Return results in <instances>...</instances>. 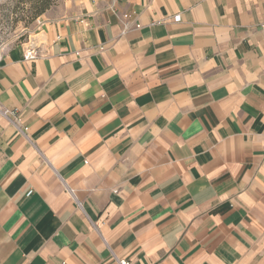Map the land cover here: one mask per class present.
<instances>
[{
	"label": "crops",
	"instance_id": "obj_1",
	"mask_svg": "<svg viewBox=\"0 0 264 264\" xmlns=\"http://www.w3.org/2000/svg\"><path fill=\"white\" fill-rule=\"evenodd\" d=\"M41 26L0 53V264H264V0Z\"/></svg>",
	"mask_w": 264,
	"mask_h": 264
},
{
	"label": "rangeland",
	"instance_id": "obj_2",
	"mask_svg": "<svg viewBox=\"0 0 264 264\" xmlns=\"http://www.w3.org/2000/svg\"><path fill=\"white\" fill-rule=\"evenodd\" d=\"M43 3V0H0V53L11 47L23 50L29 44L38 46L44 17L67 14L71 0H56L36 17Z\"/></svg>",
	"mask_w": 264,
	"mask_h": 264
},
{
	"label": "built area",
	"instance_id": "obj_3",
	"mask_svg": "<svg viewBox=\"0 0 264 264\" xmlns=\"http://www.w3.org/2000/svg\"><path fill=\"white\" fill-rule=\"evenodd\" d=\"M134 13L131 14H125L124 17L126 19H129L133 16ZM178 17V15H174L173 19H176ZM136 26L139 27V24H136ZM127 28V24H124L122 32L125 31V29ZM38 55V48L35 45L29 44L25 50H23V57L24 59H34L36 58ZM0 113L5 116L7 118V120L9 121V123L11 125H13V127H15V129L23 134L26 135V131H27V127H22L21 126V119L19 117V115L17 114L16 111L12 110V109H7V108H3L0 107ZM116 261L118 264H129V261L127 259H118L116 258Z\"/></svg>",
	"mask_w": 264,
	"mask_h": 264
},
{
	"label": "trees",
	"instance_id": "obj_4",
	"mask_svg": "<svg viewBox=\"0 0 264 264\" xmlns=\"http://www.w3.org/2000/svg\"><path fill=\"white\" fill-rule=\"evenodd\" d=\"M56 0H43V5L41 8L36 12L35 16L38 17L41 13H43L45 10H47L49 7H51Z\"/></svg>",
	"mask_w": 264,
	"mask_h": 264
}]
</instances>
